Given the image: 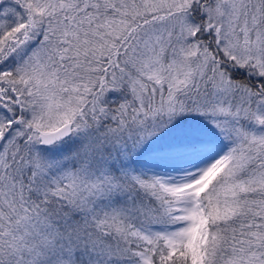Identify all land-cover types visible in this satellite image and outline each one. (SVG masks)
Masks as SVG:
<instances>
[{
	"label": "snow or ice",
	"instance_id": "1",
	"mask_svg": "<svg viewBox=\"0 0 264 264\" xmlns=\"http://www.w3.org/2000/svg\"><path fill=\"white\" fill-rule=\"evenodd\" d=\"M0 264H264V0H0Z\"/></svg>",
	"mask_w": 264,
	"mask_h": 264
}]
</instances>
